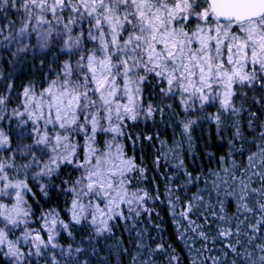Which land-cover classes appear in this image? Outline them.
<instances>
[{
	"label": "snow or ice",
	"instance_id": "1",
	"mask_svg": "<svg viewBox=\"0 0 264 264\" xmlns=\"http://www.w3.org/2000/svg\"><path fill=\"white\" fill-rule=\"evenodd\" d=\"M8 6L23 15L15 35L16 22L9 21L5 42L19 43L35 33L45 50L57 39L56 67L49 69L54 78L46 86L30 82L23 89V110L13 109L7 117L15 118L20 130L15 147L0 128V151L9 153L0 157V252L14 264H89L81 257L89 248L95 252L94 239L111 233L117 219H126L122 205L138 215L133 205L141 208L152 199L147 190H130L132 174L143 178L145 169L118 142L135 135L127 130L129 121L163 115L165 107L171 108L164 101L178 97L185 113L218 104V111L205 118L214 120L219 131L223 114L240 111L233 101L236 86L264 90V0H0V10ZM4 31L0 27V35ZM60 55L67 58L60 61ZM152 89L161 97L155 106ZM6 100L0 96V107ZM196 122H180L189 140ZM260 136L264 139V132ZM257 158L260 171L255 170ZM248 161L239 176L225 169L233 185L227 196L240 215L227 217L224 202L218 201L219 213L210 211V221L199 195L179 212L205 242L223 245V259L211 258L212 264H229V252L235 257L230 264H264V145ZM33 187L49 201L53 193L71 196L65 201L68 221L55 208L33 220L36 213L26 199H35ZM169 204L175 215L171 198ZM71 229L81 231L79 243L60 244L62 232L74 238ZM157 247L163 250L162 244Z\"/></svg>",
	"mask_w": 264,
	"mask_h": 264
},
{
	"label": "trees",
	"instance_id": "2",
	"mask_svg": "<svg viewBox=\"0 0 264 264\" xmlns=\"http://www.w3.org/2000/svg\"><path fill=\"white\" fill-rule=\"evenodd\" d=\"M22 15V10L17 12L10 6L0 10V27L5 28L4 33L0 35V96L7 97L5 105L0 107V115L5 116V119L0 120V128L12 138L13 147L17 143L16 137L20 130L16 127V119L9 121L7 117L11 115L13 109L23 110L24 87L30 82L38 87L46 86L47 79L52 77L50 67H56L53 63L57 39L55 36L51 47L45 50L39 48L40 42L36 39L35 33L19 43L16 40L10 43L4 41V36L8 35L9 21L16 22L13 28L15 35L19 30V19ZM25 44L28 46L26 51L17 50ZM87 47L91 48L93 44L88 43ZM66 58L63 55L59 57L60 61ZM8 85L12 86L11 89ZM151 91L155 95L149 97V91L146 90L145 96L149 97L155 106L160 103L161 97L158 90ZM236 91L237 95L233 101L240 111L237 115L223 114V124L219 131L214 120L205 118L206 114H215L218 111V104L206 107L203 112L185 113L178 97L164 101L165 104H170L171 108L165 107L163 115L156 113L149 118L141 115L135 124L128 122V132L135 135L131 140L127 137L119 138L118 142L124 145L126 154L134 156L136 163L145 169L143 178L137 173L132 174L135 179L130 190L135 191L138 188L147 190L152 199L146 200L141 208L133 205L134 212H139L138 215L129 214L128 206L122 205L126 219H117L111 233L96 237L93 241L95 252L89 248V254L81 259H87L89 264H193V261L196 264H212L211 258L223 259L220 251L223 247L221 242L217 240L215 245L205 242L197 232L191 230L179 212L184 202L199 195L203 197L201 205L203 215L209 216L210 221L212 219L210 211L219 213L218 201L224 202V213L227 217L240 215L235 200L227 196L233 185L225 169L239 176L243 169L249 166L248 156L258 152V146L264 145V139L260 136V133L264 132V90L258 86L254 89L236 86ZM147 102L148 99L145 103ZM250 113H255L256 118L251 117ZM185 119L197 121L192 125L190 140L180 123ZM147 137L152 139L149 141ZM76 139L83 144L80 137ZM8 155L7 151H0V157ZM19 162L17 158V163ZM254 163L255 170L260 171L259 159L257 158ZM33 184L34 182L30 180L29 185ZM33 191L37 193L35 199L31 195L26 196L36 213L33 220L38 219L40 211L55 208L60 213V218L68 221L65 201H70L71 196L57 198L53 193L49 201L42 197L35 187ZM176 197L180 200L177 201ZM170 198L175 205V215L169 204ZM209 204L212 208L204 210ZM191 218L197 219L196 216ZM197 223H203V220H197ZM31 227L39 229L40 224L33 223ZM214 229L215 223L212 232ZM71 230L74 238L62 232L58 238L60 244L67 246L79 243L81 231ZM161 244L162 251L157 247ZM56 251L57 258L62 259L59 250ZM173 256L178 259L173 261ZM232 259L235 257L229 252V264ZM0 264H14V261L0 252ZM40 264L44 262L40 261Z\"/></svg>",
	"mask_w": 264,
	"mask_h": 264
}]
</instances>
